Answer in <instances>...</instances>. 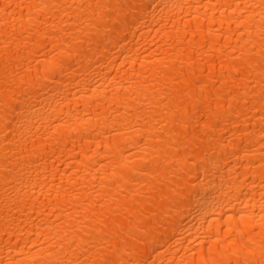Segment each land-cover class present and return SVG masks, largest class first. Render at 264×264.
<instances>
[{
    "label": "bare ground",
    "instance_id": "1",
    "mask_svg": "<svg viewBox=\"0 0 264 264\" xmlns=\"http://www.w3.org/2000/svg\"><path fill=\"white\" fill-rule=\"evenodd\" d=\"M0 264H264V0H0Z\"/></svg>",
    "mask_w": 264,
    "mask_h": 264
}]
</instances>
